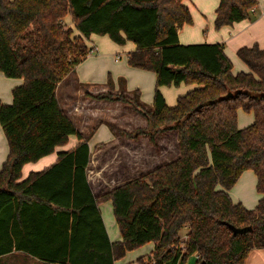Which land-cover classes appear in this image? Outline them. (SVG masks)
<instances>
[{"label":"trees","instance_id":"obj_1","mask_svg":"<svg viewBox=\"0 0 264 264\" xmlns=\"http://www.w3.org/2000/svg\"><path fill=\"white\" fill-rule=\"evenodd\" d=\"M256 0H218L213 25L249 18ZM69 15L73 27L67 25ZM192 22L183 0H0V72L22 81L12 101H0L8 152L0 169V264H113L127 251L153 242L138 264H244L264 248V45L237 49L247 71L232 72L223 44L178 41ZM131 41L130 66L155 75L152 102L138 89L100 93L142 114L144 127L129 139L176 131L178 156L94 195L87 182L90 150L62 108L57 85L90 52L84 38ZM194 85L166 104L160 86ZM253 120L236 126L237 110ZM56 160L21 177L27 162L65 145ZM252 170L259 194L252 208L229 190ZM110 200L120 239L110 241L98 204ZM185 228L186 233L179 235Z\"/></svg>","mask_w":264,"mask_h":264},{"label":"crops","instance_id":"obj_2","mask_svg":"<svg viewBox=\"0 0 264 264\" xmlns=\"http://www.w3.org/2000/svg\"><path fill=\"white\" fill-rule=\"evenodd\" d=\"M256 1L257 3L253 7L254 13L249 18H245L238 22H233L230 25H224L220 28H215L213 25L214 11H208L207 9L208 2H206V0H192V2H194L193 3L194 8L189 7V5L187 4V0H183V2L189 8L192 17V22L190 24H184L178 30V41L181 44L212 43V42L222 43L224 53L231 61L232 72L236 73L239 71H247L246 64L236 54L237 49L240 48L241 46H250L253 43H257L259 46L264 45V0H256ZM65 22L67 23V25L73 27V23L69 15L65 17ZM84 40L89 47L93 46V48H95V50L91 53H97V55H99V58L103 59V62H105L104 59H110L109 56L112 55H115L114 61L115 60L117 61L121 57L120 53L123 54L126 53L127 55V53L134 48V44L131 41H126L124 44L120 45L113 42L107 35L90 34L89 37L84 38ZM89 54L77 65H75V72L74 73L70 72L68 74L69 76L70 74H72L71 77L67 75L68 78L67 79L64 78L57 85V98L59 100L60 105L66 111L70 119H72L70 113L62 105L61 100L59 98L58 87L60 85L66 87L71 82H77L87 87H94V85H90L89 83H87L89 82V80L92 79L95 80L94 76H96V73H92L89 71L90 69L93 68L91 65L92 60L91 57H89L90 56ZM124 60L121 66L118 69H116L114 75L116 74L125 75L128 80L127 88L128 89L133 88V90L138 89L140 95L145 97V99H147L150 105L152 102V95L155 86L154 73L150 70H145L141 68H137V69H135L134 67L131 68V66H129L127 62L126 64L124 63L125 62ZM96 72L97 75L98 74L100 75V70L98 66ZM0 74H2V72H0ZM102 79L98 81H101ZM84 80H86L85 83L83 82ZM21 81H22L21 78L8 80L0 75V84L4 83V89L0 90V100L3 101L4 103H10L12 101L11 100L12 95L7 93L6 90L7 89L9 90L10 88L12 89L13 86L18 85L19 83H21ZM193 86L194 85L192 84L180 83L178 86H174V85L160 86L159 89L162 95L164 96L166 104L171 106L175 103L177 96L184 94ZM98 87H100L101 89H107L103 85ZM87 90L89 91L88 88ZM67 91L69 90L67 89ZM125 93L129 95L128 92ZM73 108L77 109L78 107H75L74 105ZM72 111L75 112V110L73 109ZM249 120H251L250 117ZM102 125L103 124L99 122L94 127L92 126V130L88 134L84 132L83 128L76 125L77 129L82 133L84 139H86L89 146L90 157H89V163L87 165V182L89 184L91 192L94 195H101L109 191L114 186L126 182V181H120L112 184V182H114L113 181L114 178H110L112 179V181L104 178V174L100 169L96 168L93 170H89V166L92 163V160H94L97 152L101 148L99 147V145L110 141L114 142L116 140V137L113 134L112 130L109 132L104 129L102 132L99 131ZM99 133L104 135L105 137L104 140H96L94 142H91L90 140H92L93 138L96 139L97 138L96 136H98ZM170 134H172L173 141L177 139V134L176 133L174 134L173 131H170L165 134L162 133L161 135H157L155 139L156 144H159L158 143L159 139ZM76 143H77V138L74 135H71L68 137V142L65 145L57 146L55 147L56 150L55 149L54 150L57 152L61 150H67L69 148H72ZM7 152H8L7 142L0 125V169L3 162L6 159ZM57 152L56 155L54 154L50 155L49 153L47 155L40 157L39 159L34 161V163L29 164V170H27L28 168L27 163L29 162L25 163L21 168V177L24 178L30 172L40 171L43 168L50 165L51 163H53L57 158ZM171 153H173L172 147H171ZM166 156H167L166 154L162 153V155H160V158L157 160L160 162L161 159H165V161L168 162L176 158L178 155L176 157L173 156V158H167V159ZM25 167L26 169H24V171L22 172V169ZM248 170L249 169L241 172L239 178L237 179V182L238 180L239 182L235 186L240 184V181L243 180L241 188L237 189L235 186L234 187L232 186L229 190V194L233 201H239L243 203L245 207L252 208L256 205L257 200L259 198V194L257 192L256 193L253 192V190L255 189L256 178L253 171H252L253 174L252 175L250 172H248ZM25 173L26 175L23 176V174ZM98 208L109 240L111 242L119 240L120 239L119 231L117 233L115 225L113 223L115 220L112 213L111 201L105 200L103 202H100L98 204ZM152 249H153V242L145 243L144 245L139 246L136 249L127 251L123 258L114 261L113 264H138L137 262L138 257L146 258L148 256H151ZM190 257H194L193 264H195L196 256L193 254ZM190 257L188 258V260H190ZM244 264H264V248L251 250L246 257Z\"/></svg>","mask_w":264,"mask_h":264},{"label":"rangeland","instance_id":"obj_3","mask_svg":"<svg viewBox=\"0 0 264 264\" xmlns=\"http://www.w3.org/2000/svg\"><path fill=\"white\" fill-rule=\"evenodd\" d=\"M206 2H208V11H214L217 6L218 0H206ZM193 3L194 2H192V0H187V4L189 5V7L194 8ZM250 13L253 14L254 12ZM89 55L92 60L91 65L93 67L89 71L92 73H96V76H94L95 80H89V82L87 83H89L90 85H94V87H87L77 82H71L68 86H66L67 88L63 85H60L58 87V94L62 105L70 113V116L72 117L71 120L77 126L83 128L85 133H90V131L92 130V126L94 127L97 123L100 122L101 124H103L101 129L99 130L100 132H102L103 129L107 130L108 132L112 130L113 134L116 137V140L114 142L110 141L99 145V147L101 148L97 152L94 160H92V163L89 166V170H93L96 168L100 169L104 174V178L109 179L110 181H112V179L110 178H114V182H112L113 184L116 182L127 181L129 179L136 178L137 176L153 169L158 164L167 162L165 161V159H161L160 162L157 160L160 158V155H162V153L167 155L166 159L173 158V156L176 157L178 155V142L177 139L173 141L172 134L159 139V144H156L155 141V145L149 141L147 136H139L136 139H129L117 134V129L130 132L138 127H144L146 125V121L142 114L135 110L130 103L122 100L97 98L96 96L106 91H110L111 93H120L124 91V93L128 92L130 96L133 95V88H127V77L123 74L114 75V72L121 66L124 59V63L126 64L127 55L126 53H120L121 57L117 61H114L115 55H112L109 56L110 59H104L105 62H103V59L99 58V55H97V53H91ZM96 65L99 67L100 75H97ZM131 68H133V66H131ZM134 68L137 69V67ZM74 72L75 67L73 68L71 73ZM0 75L8 80L17 79L6 77L3 74ZM71 75L72 74L68 76L71 77ZM68 76L65 77V79H67ZM100 79L102 80L98 81ZM83 82L85 83L86 80H84ZM102 85L107 89H101L100 87H98ZM87 88L89 89V91L87 90ZM3 89L4 83L0 84V90ZM67 89L69 91H67ZM6 91L7 93L11 94V88L9 90L7 89ZM140 101L143 102L145 106L149 105L147 99H145V97H143L142 95H140ZM74 105L78 108L74 109ZM72 109L75 110V112H73ZM249 117L251 118V120H249ZM252 120L253 115L251 112H244L241 109L237 110L236 126L238 128L245 127L246 125L250 124ZM173 132L174 134L176 133V131ZM96 137V139L93 138L90 141L94 142L96 140H104L105 138L104 135L100 133ZM171 147L174 154L171 153ZM55 150L50 153V155H56L57 151ZM31 163H34V161L27 163V170H29V164ZM24 169H26V167L22 169V172L24 171ZM248 172L252 174V170H248ZM24 175H26V173L23 174V176ZM242 181L243 180L240 181V184L235 186L239 182V180L238 182L236 181L233 187L235 186L237 189H240L242 186ZM254 190L253 192L256 193V190ZM113 223L118 233L117 224L115 221ZM185 233V228H182L179 231L180 236H183ZM193 262L194 257H190V260H188V264H193Z\"/></svg>","mask_w":264,"mask_h":264},{"label":"built area","instance_id":"obj_4","mask_svg":"<svg viewBox=\"0 0 264 264\" xmlns=\"http://www.w3.org/2000/svg\"><path fill=\"white\" fill-rule=\"evenodd\" d=\"M250 11L251 12H254V8H251ZM94 50H95V48H93V46H91V49H90V52L89 53L93 52Z\"/></svg>","mask_w":264,"mask_h":264}]
</instances>
